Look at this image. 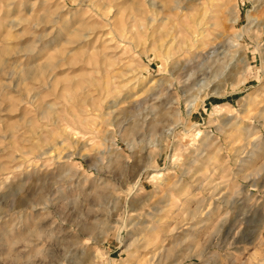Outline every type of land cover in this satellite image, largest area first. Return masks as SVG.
I'll use <instances>...</instances> for the list:
<instances>
[{
  "label": "rangeland",
  "instance_id": "1",
  "mask_svg": "<svg viewBox=\"0 0 264 264\" xmlns=\"http://www.w3.org/2000/svg\"><path fill=\"white\" fill-rule=\"evenodd\" d=\"M0 264H264V0H0Z\"/></svg>",
  "mask_w": 264,
  "mask_h": 264
},
{
  "label": "bare ground",
  "instance_id": "2",
  "mask_svg": "<svg viewBox=\"0 0 264 264\" xmlns=\"http://www.w3.org/2000/svg\"><path fill=\"white\" fill-rule=\"evenodd\" d=\"M188 68V67H187ZM222 70L221 69H218L217 72L215 74H218V72H221ZM251 135V134H250Z\"/></svg>",
  "mask_w": 264,
  "mask_h": 264
}]
</instances>
